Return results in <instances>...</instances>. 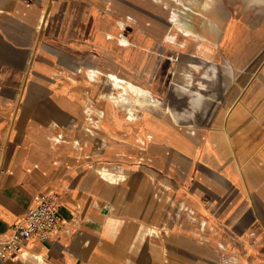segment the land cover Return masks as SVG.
Instances as JSON below:
<instances>
[{
	"label": "crops",
	"instance_id": "0c3cea01",
	"mask_svg": "<svg viewBox=\"0 0 264 264\" xmlns=\"http://www.w3.org/2000/svg\"><path fill=\"white\" fill-rule=\"evenodd\" d=\"M11 4L12 0H0V11H7ZM40 8L21 16L10 13L3 24L13 21L33 28V15ZM53 12V24L42 38L35 31L29 41L19 42L6 32L10 39L5 45L0 31V238L12 233L13 225L42 194L56 196L61 223L52 239L30 240L22 255L0 259V264H133L132 255L147 243L163 263L167 257L163 244L158 245L154 237L144 244L133 239L142 225H151L137 217L127 219L132 208L125 184L136 175L114 185L98 173L100 167L116 173L129 171L133 149L129 141L131 135L141 134L112 101L110 92L117 87L109 83L106 71L124 76L133 68L141 71L150 38L146 14L132 8L128 0H54ZM97 14L101 15L98 20ZM128 27H133V34H126ZM159 34L162 39L164 33ZM122 35L132 40V47L122 43ZM2 63L18 70L20 80L6 81ZM81 67L104 72L96 82L79 75L74 80L71 76ZM89 97L100 110L92 112L90 120ZM234 97L235 132L247 140L242 149L249 152L245 160L236 152V161L243 165L236 179L226 167L228 161L221 168L203 162L202 204L205 209H220L214 210L219 216L227 209H244L237 230L249 223L264 241V59L245 90ZM58 135L64 141L54 140ZM98 151L101 154L96 156ZM143 190L140 187L135 196ZM138 202L145 209L140 197ZM114 217L123 220L115 229L108 226ZM262 251L256 249L258 254Z\"/></svg>",
	"mask_w": 264,
	"mask_h": 264
},
{
	"label": "bare ground",
	"instance_id": "6f19581e",
	"mask_svg": "<svg viewBox=\"0 0 264 264\" xmlns=\"http://www.w3.org/2000/svg\"><path fill=\"white\" fill-rule=\"evenodd\" d=\"M124 1V0H114ZM132 8L140 9L142 13L146 14L147 31L146 34L152 38L148 40L145 48V53L142 56L141 71L137 72L136 69H132L129 75H122L117 71H106L109 77V83L115 84L117 89L111 93V99L114 101L115 106L125 111L126 122L133 125L135 131L145 132L147 136L154 139L157 142L158 148L163 151V156L171 160L174 166H179L180 171L189 172L194 165L195 154L198 151L201 143L203 147L209 141L213 148L208 152V162L221 168L225 166L228 161V165L233 166L234 170L238 173L243 172V165L241 161H236V152L240 159L245 160V154L249 151L242 149L244 142L243 135L236 134L235 127L237 124L235 104L232 103L229 107L221 108L216 111V117L209 124H200L197 120L198 115L207 113L208 103L214 101L217 98L219 92V85L222 83L225 90L231 89L232 95H235L240 86H244L255 69L259 66L264 58V47L259 48L253 55L252 47L242 48L237 51L236 58L231 62L225 63L221 66L219 58H215L214 44L218 45V40L213 39L209 31L214 33L220 32V19H214L208 16L205 12L207 10H213L215 8L222 7L218 0H128ZM252 2L261 6V12L264 14V0H251ZM15 5L16 8H15ZM41 6L38 13H34L33 19H35L34 27L26 28L19 23L9 22L7 25L3 24L5 18H9L10 13L16 16L25 15L27 12L34 10L36 7ZM168 7L171 9L170 15L167 16ZM17 9V12L15 11ZM223 10V9H222ZM30 13V12H29ZM45 0H12L11 8L7 11H0V17L2 22L0 26L3 28L1 31L3 44H7L9 39L6 36V32L12 34L11 39L15 41H29L35 31L42 29L44 32L41 35L44 36L47 33L54 20L53 7L51 8L50 14L53 16L52 19L48 18ZM225 13H221L222 15ZM134 18V17H133ZM131 18V19H133ZM195 22L201 25L206 24L208 30L199 29ZM123 23V24H122ZM124 27L125 23L122 21ZM170 24V25H169ZM168 29H172L171 32ZM163 32V39L160 38V32ZM181 35L184 38L181 44L192 42L185 54L180 57L179 45L177 42V36ZM254 34L248 33L246 37V44L249 46L250 39L254 38ZM113 35L111 34L110 37ZM122 43L127 47H132L133 42L131 39L122 35ZM167 39L169 44H172L171 49H175L174 54L168 56L172 60V77L171 82L168 84L164 81L167 78L165 76L159 78L161 83L157 85L154 82L156 71L154 70L155 60L158 58L159 46L163 44L161 41ZM208 39L211 44L204 41ZM195 41V42H194ZM194 42V43H193ZM177 45L178 48L174 46ZM205 44V51L207 53V59L204 62H197L195 53L201 48L200 45ZM213 46V47H211ZM162 54V53H161ZM252 54V55H250ZM184 57V58H183ZM186 57V58H185ZM209 59V60H208ZM181 60L187 63L180 62ZM257 61L256 66H253ZM180 63L182 67H185L184 74L179 75V79L176 78V65ZM174 64V65H173ZM3 70L7 69L4 73L6 81L17 82L20 80L21 73L10 67L6 63H2ZM150 69L148 70V67ZM202 71L201 77L204 80H198L193 76L191 71ZM103 69H90V67H81L77 74L71 77L74 80L76 75L81 76L89 82H96L101 78ZM170 77V76H169ZM193 80V81H192ZM185 101L188 105L182 109L176 107V101L172 100L171 91ZM235 98V97H234ZM90 103L87 105L86 110L91 119L92 112H100L93 103L92 98L89 97ZM212 116V115H211ZM211 118V117H210ZM86 130H91V125L88 122ZM144 133V134H145ZM130 146L133 148L128 159L129 171L113 172L106 167H100L98 173L114 185H120L127 182L132 175L140 174L136 173L139 170L132 171L133 166L140 167L143 169H153V173H157L155 167L148 165L149 163L142 162L147 157V149L144 138L138 133L131 135ZM206 137V138H205ZM236 137V138H235ZM169 139L172 141L170 142ZM58 141V136L54 138ZM77 144L83 146V143L78 140ZM137 147V150L135 149ZM138 154L133 155L134 151ZM101 151L95 153L99 156ZM199 154V153H198ZM198 156V155H197ZM144 157V158H142ZM249 166V163H248ZM213 185V184H212ZM161 186V187H160ZM157 186V192L162 201L168 199L173 200L172 194L170 193L164 199V195L161 196L159 191L165 190L163 185ZM201 193V192H200ZM197 201L193 204H188L185 200L179 201L177 209L189 208L202 210L205 209L201 199V195L198 193ZM209 201V200H207ZM203 203V204H202ZM205 225L210 230L209 234L204 236L212 237L213 246L209 249L210 255L215 259H221L219 252L220 247L226 251V260L224 264H251L250 262H239V257L233 251L236 246L233 245L230 240L223 239L220 235L216 234V229L212 228L207 219L203 220ZM191 222V221H190ZM123 224V220L118 217L111 218L108 226L114 229ZM191 223L189 228L191 229ZM199 228L193 227L191 231L193 234H201V231L205 232L206 226ZM108 227V228H109ZM162 224L160 225H142L141 229L133 235V239L136 242L144 244L149 237L163 238ZM166 228V227H165ZM118 231V229H117ZM209 232V231H208ZM166 233V232H165ZM167 234V233H166ZM201 236H203L201 234ZM169 237V236H167ZM224 242H226L224 244ZM140 245V244H139ZM165 248V246H164ZM139 249V246L137 247ZM158 252V251H157ZM39 258V257H38ZM40 259V258H39ZM42 260V259H41ZM42 262V261H40ZM39 262V263H40Z\"/></svg>",
	"mask_w": 264,
	"mask_h": 264
},
{
	"label": "rangeland",
	"instance_id": "374dc122",
	"mask_svg": "<svg viewBox=\"0 0 264 264\" xmlns=\"http://www.w3.org/2000/svg\"><path fill=\"white\" fill-rule=\"evenodd\" d=\"M100 1L108 2L109 0ZM218 2H220L222 6L220 9H209L205 13L211 18L220 19L219 33L216 34L209 31L206 24L201 26L198 22H195V24L199 29H201V31L208 30L210 32L209 34L214 37L213 39L218 40V45L214 44V47H211L214 48L216 53L215 58H219L221 66L229 61L232 62L236 58V52L242 48L252 47L251 49L254 55L259 48L262 46L264 47V14H262L261 6L259 4H256L251 0H218ZM49 3L50 7H48ZM53 3L54 0H51V2L50 0H45L47 10L45 16L48 15L49 19L53 18L50 14ZM172 8L168 7L167 16L170 15ZM221 13L225 14L221 17ZM100 18L101 15L97 14L95 19L98 20ZM171 30L172 29H168L169 32H171ZM39 32L40 37L42 38L41 35L44 31L40 29ZM251 32L254 34V38L250 39L248 46V44H246V37L248 33ZM126 34H133V27H128ZM151 39L152 38H149V40ZM182 41H184V38L181 35H178V44H181ZM204 41L211 44V41L208 39H204ZM161 42L163 44H161L158 48L162 54L159 53L158 58L155 60V67L153 70V72L156 71L154 82H156L157 85L158 83H161L162 80H159V78L165 76V73L167 74V78L164 82L167 83L166 81H168V84H170L172 77V60L169 59L168 56L175 53V49H171L170 47L173 43L169 44L170 42L167 41V39H164ZM191 42L192 40L190 39L189 43L178 46L181 58L182 54L187 52ZM174 46L178 48L176 44H174ZM200 46L201 48L196 51L195 56L197 62H204L208 55L204 49L205 44ZM180 62L187 63L184 60H181ZM256 64L257 61L253 66H256ZM184 68L185 67H182L180 63L176 65V77L184 74ZM149 69L150 66L148 67V70ZM256 69L251 76L256 73ZM192 72L196 79V84L198 80H204V78L201 77L203 70L198 72L192 70ZM245 88L246 84L244 86H240L237 94L243 92ZM217 94V98L214 101H211V103H208V112H203L198 115L197 120L200 124H210L216 117L217 113L214 114L216 111L232 105L235 95H232L230 88L225 90L223 84L221 83ZM171 96L172 100L176 101V107L178 109H182L184 106L188 105L185 101L178 97L173 90L171 91ZM144 133L145 132H143L142 129L141 136L144 138L146 143L147 157H145L142 162L149 163L148 165L150 166L153 165V167L157 169L156 174L158 177L155 175L154 179L150 178L154 174L153 169L149 170L140 167L137 168L135 166L131 168L132 171L138 169L139 171L136 173L140 174H137L135 178L133 177L135 180L132 183L125 184V192L129 190L131 194L132 208L130 209L129 214H127V219L132 220L133 217H137L143 219L146 223L151 225L162 224L164 237L162 239L154 237V239L158 245L163 244L165 246V253H167V257H165V259L162 260L163 263H161V260L158 258L159 255L151 249V244L147 243L139 254L132 255L133 264H224L223 261L226 260L227 256L225 255L226 251L223 247L219 246V255L222 260L215 259L210 255L209 249L213 246V241L211 240L212 237L209 235L208 237L204 236L210 233V230L205 225L206 223L203 221L204 219H207V221L212 224V228L216 229V234L220 235L223 239L225 238L230 240V242L236 246V249L233 251L239 257L240 263L250 262L251 264H264V252L262 251L261 254L256 253V249L260 251L264 248L262 247V243L264 241L259 239L256 227H251L248 223L242 231H239L236 228V223L239 221L244 209H227L221 216L217 215V213H215L216 211H214H218L220 209L198 210L191 209V207L188 209H177L179 201L185 200L191 205L197 201L196 195L198 193L201 195L200 192H202L203 189L202 174L205 169L203 162H208V152L213 149L209 141H207V144L204 147L203 142L201 143L195 154L193 167L189 172H186L180 171L179 166H174L170 159L165 158L163 156V151L165 152V150H160L157 146L159 143L157 144L154 139H151ZM169 141L171 142L172 140L169 139ZM135 149L137 150V147H135ZM136 150L133 155L138 154ZM226 167L232 169V176L234 179L240 175L237 170H234L233 166L228 165ZM154 183L155 186L153 185ZM160 184L163 185L165 190L159 191V194L163 196L165 192V199L167 194L169 195L171 193L174 198L173 200L169 201L168 199H165L162 201L161 197L158 194H155V191L157 192L156 185L160 186ZM140 187L144 188V190L140 192V196H135V194L139 192ZM139 197L141 202L144 203L145 209H142V207L139 206ZM159 199L163 204L159 201ZM189 223H191V229H193V227L198 228L201 224L202 226L199 228L202 229L205 225V232L201 231L203 236H201V234H193L189 228ZM225 243L226 242H224V244ZM125 264L131 263L126 262Z\"/></svg>",
	"mask_w": 264,
	"mask_h": 264
},
{
	"label": "built area",
	"instance_id": "2783aa9c",
	"mask_svg": "<svg viewBox=\"0 0 264 264\" xmlns=\"http://www.w3.org/2000/svg\"><path fill=\"white\" fill-rule=\"evenodd\" d=\"M64 141L58 135V141ZM36 201L24 212L23 217L13 225L12 233L0 238V259H14L22 255L26 243L30 240L52 239L59 228L61 218L60 204L54 194L39 195Z\"/></svg>",
	"mask_w": 264,
	"mask_h": 264
}]
</instances>
